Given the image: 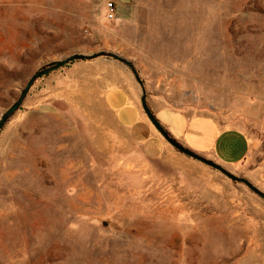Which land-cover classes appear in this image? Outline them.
<instances>
[{"label":"rangeland","instance_id":"rangeland-1","mask_svg":"<svg viewBox=\"0 0 264 264\" xmlns=\"http://www.w3.org/2000/svg\"><path fill=\"white\" fill-rule=\"evenodd\" d=\"M99 52L151 109L242 130L232 173L264 193V0H0V118L36 72ZM126 75L141 97L112 57L54 70L0 130V264H264V196L141 141L105 96Z\"/></svg>","mask_w":264,"mask_h":264},{"label":"crops","instance_id":"crops-1","mask_svg":"<svg viewBox=\"0 0 264 264\" xmlns=\"http://www.w3.org/2000/svg\"><path fill=\"white\" fill-rule=\"evenodd\" d=\"M106 100L118 120L132 129L141 141L150 138L165 139L150 123L140 107V95L130 76H124L120 84H112L106 92ZM169 132L191 150L221 164L229 171L240 168L250 152V140L238 128H222L211 117H189L179 110L152 109ZM163 137V138H162Z\"/></svg>","mask_w":264,"mask_h":264},{"label":"water","instance_id":"water-1","mask_svg":"<svg viewBox=\"0 0 264 264\" xmlns=\"http://www.w3.org/2000/svg\"><path fill=\"white\" fill-rule=\"evenodd\" d=\"M101 56L115 58V59L127 64L131 68H133L135 75H136V78L142 86L141 104H142L143 110H144L145 114L147 115L148 119L150 120V122L158 130V132L165 138V140L167 142H169L174 148H176L181 153L186 154L187 156H189L195 160H198V161L214 168L215 170H218L219 172L226 175L228 178H230L231 180H233L235 182L244 183L245 185H247L249 188H251L256 193L264 196V193L260 189H258L256 186H254V184L250 180H248L247 178L235 175L234 173L229 171L227 168H225L221 164H219V163L215 162L214 160H211V159L191 150L190 148H188L184 144H182L179 140H177L174 136H172L170 134V132L167 130V128L164 127L162 122L159 120V118L156 116V114L151 109V107L148 103L146 90L143 86V83L140 79V76L138 75L137 71L135 70L133 63L130 62L129 60L117 55V54H114V53L99 52V53H94V54H79V53L73 54V55L66 57L65 59L55 61L52 64H50L47 68L41 69L38 72H36L27 82V84H26L25 88L23 89L20 97L1 116V118H0V129L20 109V107L22 106V104H23L24 100L26 99L28 93L30 92L31 88L33 87V85L35 84V82L39 78L47 75L48 73H50L54 70L62 68L63 66L69 64L70 62H73L76 60H91V59H95V58H98Z\"/></svg>","mask_w":264,"mask_h":264},{"label":"built area","instance_id":"built-area-1","mask_svg":"<svg viewBox=\"0 0 264 264\" xmlns=\"http://www.w3.org/2000/svg\"><path fill=\"white\" fill-rule=\"evenodd\" d=\"M106 12L108 20L112 21L116 18L117 15V6L115 2H109L106 6Z\"/></svg>","mask_w":264,"mask_h":264},{"label":"trees","instance_id":"trees-1","mask_svg":"<svg viewBox=\"0 0 264 264\" xmlns=\"http://www.w3.org/2000/svg\"><path fill=\"white\" fill-rule=\"evenodd\" d=\"M76 61H77V60H76ZM73 62H75V61H73ZM73 62H70V63L67 64V65H70V64L73 63ZM67 65H65V66H67ZM63 67H64V66H63ZM6 123H7V122H6ZM6 123H5V124H6ZM5 124H4V125H5ZM162 124H163V123H162ZM4 125H3V126H4ZM163 125H164V124H163ZM164 127H165V126H164ZM165 128H166V127H165ZM1 129H2V128H1ZM1 129H0V130H1ZM167 130H168V129H167ZM168 131H169V130H168ZM170 134H171V133H170ZM171 135H172V134H171ZM172 136H173V135H172Z\"/></svg>","mask_w":264,"mask_h":264}]
</instances>
